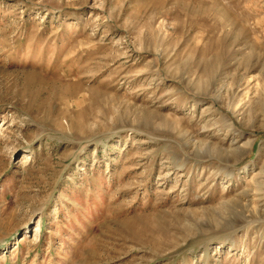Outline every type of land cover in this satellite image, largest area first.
Wrapping results in <instances>:
<instances>
[{
	"label": "rangeland",
	"instance_id": "374dc122",
	"mask_svg": "<svg viewBox=\"0 0 264 264\" xmlns=\"http://www.w3.org/2000/svg\"><path fill=\"white\" fill-rule=\"evenodd\" d=\"M263 171L264 0H0V264H264Z\"/></svg>",
	"mask_w": 264,
	"mask_h": 264
},
{
	"label": "bare ground",
	"instance_id": "6f19581e",
	"mask_svg": "<svg viewBox=\"0 0 264 264\" xmlns=\"http://www.w3.org/2000/svg\"><path fill=\"white\" fill-rule=\"evenodd\" d=\"M263 175H264V171H263ZM259 184V188H262V187H264V184L262 183H258ZM235 203V204H234ZM222 208L224 207V206H226L225 207V210H223V211H229L230 209H232V208H234L235 206H239V208L242 210V212L244 213L245 211L243 210V207L242 206H240V202H233V203H223L222 205ZM235 209H237L236 207L234 208V209H232V210H235ZM232 210H230V211H232ZM222 212V211H221ZM220 217H222V216H219V217H214V220L215 221H218V218H220ZM227 222V221H226ZM219 223V222H218Z\"/></svg>",
	"mask_w": 264,
	"mask_h": 264
}]
</instances>
